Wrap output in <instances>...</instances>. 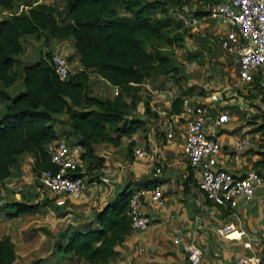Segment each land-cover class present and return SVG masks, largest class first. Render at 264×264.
I'll use <instances>...</instances> for the list:
<instances>
[{"label":"trees","instance_id":"obj_1","mask_svg":"<svg viewBox=\"0 0 264 264\" xmlns=\"http://www.w3.org/2000/svg\"><path fill=\"white\" fill-rule=\"evenodd\" d=\"M215 1L64 0L61 23L56 19V9L47 4L28 6L25 11L1 18L0 84L4 87L9 84L15 55L22 51V39L28 35L43 33V38L70 39L71 54L77 56L79 67L69 71L65 79H58L49 62L50 52H45L21 65L19 91L9 94L0 88V184L12 173V168H16L18 156L24 152L32 155L30 170L34 174L53 169L46 144L62 133L71 137L70 146L91 153L92 143L104 140L117 145L121 136L130 137L141 128L143 119L127 115L133 104L129 107L122 92L139 91L145 79L172 71L168 56L153 44V41L166 44L183 41L186 29L172 13L180 14L191 7L190 15H205L202 8ZM12 2L0 0V11ZM155 10L158 18L152 16ZM170 28L174 33L168 35L166 30ZM90 73L116 88L117 93L104 97L90 94ZM181 93L171 100L170 111L174 114L180 111V96L185 94ZM259 110V121L253 130L259 132V145L264 147V112ZM61 111L67 114L68 130L59 134L54 127V114ZM154 114L144 100L142 115ZM98 161L103 163L104 160L96 156V164L101 166ZM76 174L88 175L86 172ZM152 181L127 182L93 209L88 218L78 215L68 221L58 235L55 250L63 258L77 262L105 263L116 254L117 244L130 231L127 214L130 191ZM0 209L6 216L14 217L37 211L38 204L5 199L0 202ZM13 260L12 242L8 236L0 235V264H11Z\"/></svg>","mask_w":264,"mask_h":264},{"label":"crops","instance_id":"obj_2","mask_svg":"<svg viewBox=\"0 0 264 264\" xmlns=\"http://www.w3.org/2000/svg\"><path fill=\"white\" fill-rule=\"evenodd\" d=\"M96 78L102 80L98 76ZM102 81L108 85L106 81ZM146 81L140 85L141 94L145 88L150 89ZM242 84V90L235 89L225 93L224 95L229 96L227 99H222L219 95L224 89L217 91L216 95L212 94L215 98L210 95L202 98L185 96L194 101L208 102L214 109L225 107L232 112L230 114L225 109L222 110L228 113L229 120L220 129L218 163L220 167L238 175H245L251 168L257 170L263 179L261 186L256 188L250 199H238L233 208L217 206L207 201L197 188L193 169L181 152L179 133L183 127L182 118L178 116L179 113L170 111L172 99H167V94L161 92L158 97L148 101L156 114L141 115L144 121L142 135L146 137L137 139L132 147H143L146 155L141 158L133 156L130 161H125L120 177L113 174L110 160H105L104 165L107 164V167H103L98 174L108 178V187L98 195L102 193L104 195L101 194V197L110 198L127 182L153 180V183L162 186L163 203L156 206L145 202L144 209L151 217L150 224L140 230L130 229L117 244L116 254L103 264H189L180 244L172 241L174 237L180 241L193 242L201 248L198 264H233L234 259L241 254L250 251L264 253V162H258L264 160V147L259 145V132L253 130L259 121V109L264 112V108L260 101L259 87L254 84L248 88L245 83ZM137 114H142V106L138 108ZM170 126L175 135L167 142L165 132ZM130 139L135 138L131 136ZM245 139L249 140L250 146H236L237 142ZM156 168L159 172L154 175ZM18 172L20 174L21 171ZM101 184L106 183H97L95 187L100 188ZM92 186L88 185L81 198H68L72 209L85 218L93 210L88 203L93 205L100 202L94 200L98 196L90 199L88 194L94 188ZM105 200H101V204ZM98 207L99 205L95 208ZM226 222H231L237 230L243 231L240 238L227 239L219 232V228ZM246 239L251 242V250L242 246ZM61 258V264H87L73 259L65 262L66 258Z\"/></svg>","mask_w":264,"mask_h":264},{"label":"built area","instance_id":"obj_3","mask_svg":"<svg viewBox=\"0 0 264 264\" xmlns=\"http://www.w3.org/2000/svg\"><path fill=\"white\" fill-rule=\"evenodd\" d=\"M45 2L46 0H35V4H47ZM202 9L206 11L205 15H190L189 11L193 10L191 7H187L183 13L171 15L174 19L180 20L182 27L190 34L235 54L238 62V80L249 86L248 88L254 84L259 87L260 101L264 108V0H216ZM21 11L22 7H19L12 14ZM12 14L0 11V19L2 16ZM49 62L58 79L67 77L70 69L62 52L51 51ZM111 92L116 94V88ZM178 116L183 121L179 133L181 152L192 167L197 188L205 199L226 208H233L238 199H250L256 188L262 184L261 174L251 168L245 175H238L220 167L218 163L219 133L222 125L229 120L228 113L210 107L208 102L194 101L184 95L180 96ZM174 135L175 132L170 126L165 132V140L170 142ZM236 146H250V142L245 139L237 142ZM46 153L54 168L40 170L34 174V178L51 193L56 206H62L66 198H81L88 185L95 186L97 183L109 181L106 176L100 174L89 177L76 174L80 172L77 147L70 146L61 135L46 144ZM132 154L136 158H141L146 152L143 147H134ZM18 171L11 173L2 181L0 196L5 189H12L13 183L11 184L10 180L11 177L16 179L20 175ZM158 172L159 169L156 168L154 175ZM3 196L0 202L5 200ZM145 202L156 206L162 205L163 189L159 183L138 185L130 191L127 214L131 230H140L150 224L151 217L144 209ZM219 232L227 239L240 238L243 233L231 222L223 224ZM172 241L180 244L189 264H198L202 253L198 245L180 241L175 237ZM242 246L251 250L250 240H244ZM233 264H264V253L250 251L241 254L234 259Z\"/></svg>","mask_w":264,"mask_h":264},{"label":"rangeland","instance_id":"obj_4","mask_svg":"<svg viewBox=\"0 0 264 264\" xmlns=\"http://www.w3.org/2000/svg\"><path fill=\"white\" fill-rule=\"evenodd\" d=\"M45 3L56 9V19L61 23L64 0H46ZM33 5H35V0H13L11 6L1 11L4 14H12L19 7H22V11H25L28 6ZM152 16L158 18V11H153ZM2 18H5V16H2ZM213 31L215 32V29ZM166 33L168 35L173 34L174 29H167ZM71 43L70 39L43 38V33L25 36L22 39V51L15 55L16 63L9 72V84L6 87L0 84V88H3L9 94L19 91L22 88L21 65L28 60L36 59L45 52L53 50H58L66 58L68 57L66 60L70 71L77 69L79 67L78 60L76 55L71 54ZM153 44L168 56L169 66L172 67V71L166 74L152 75L150 78L145 79V81L147 80L146 83H149L150 89L145 88L142 94L141 90L122 92V98L130 104L129 107L133 104V108L127 111V115L141 118L142 114H137V112L138 108L142 106V102L158 97L161 92L162 94H167V99H172L173 96L180 92H182L181 94L185 93L183 95L202 98L206 95L214 97L212 94L216 95L217 91L224 89L223 92L220 91L219 95L222 99H227L229 96L224 95L225 93L235 89L242 90L243 84L237 78V56L227 52L217 44L210 43L187 31L181 43L166 44L162 41H153ZM88 92L100 97L114 95L111 92V88L105 85L101 79L96 78L93 73L89 75ZM218 109L223 110L225 107H218ZM227 112L232 113L231 111ZM54 116L56 118L54 127L57 132L60 134L67 131V114L61 111L55 113ZM142 131L143 127L138 128L134 135H131L135 139H130L131 136H121L117 145L104 140L96 141L92 143L93 150L91 153H87V150L84 153L83 148L77 147L79 154L78 169L80 172H86L88 177L89 175L96 176L100 173L99 171H102L103 167H107L104 162L109 159V163L112 164L113 174L120 177L125 161H130L133 157L131 155L133 150L131 141L134 143L137 142V139L141 140L146 137L142 135ZM109 133L113 134L111 131ZM60 135L64 136L66 143L71 145L70 136H65L64 133ZM96 156H101L104 160L103 163L98 161L101 166H97ZM18 159L19 162L16 168H12V173L20 170V175L16 179L14 177H11V180L9 179L11 184L13 183V187L8 192H5L3 197L7 200L20 198L29 202H37L38 209L35 212L22 213L14 217L6 216L4 211L0 209V235L8 236L13 245L14 260L11 264H49V262L61 264L62 255L55 250L54 244L66 223L74 220L80 214L72 209L68 198L65 199L62 206L54 205L51 193L41 186L34 178V172L30 170L32 162L30 153H23L18 156ZM129 183H133V180ZM107 187L108 184L106 183L101 184L100 188L99 186H94L91 189L88 194L90 199L98 196L99 198L97 197L94 200L95 202H100L93 205L88 203L90 204V209H95L96 206L101 204V200L109 198V196L101 197L102 193L99 194L100 196L98 195L99 192L107 189ZM14 193H17V195H14ZM85 205L87 204L85 203ZM81 216L85 218L83 215Z\"/></svg>","mask_w":264,"mask_h":264}]
</instances>
